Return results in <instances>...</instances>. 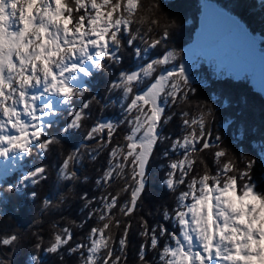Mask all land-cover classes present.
<instances>
[{
  "label": "snow or ice",
  "instance_id": "obj_1",
  "mask_svg": "<svg viewBox=\"0 0 264 264\" xmlns=\"http://www.w3.org/2000/svg\"><path fill=\"white\" fill-rule=\"evenodd\" d=\"M227 18L256 45L238 19ZM169 27L144 0H0V200L8 193L35 201V188L54 175L56 192L42 198L41 213L78 199L79 227L87 229L76 240L72 228L53 221L58 230L47 246L33 233L30 264H43L41 250L62 262L66 254L76 264H128L133 236L136 264H264V191L252 179L254 162L231 157L222 136L213 137L206 102H197L198 115L184 107L197 92L195 63L168 47L144 59L167 45ZM126 54L135 68L122 67ZM98 74L109 78L106 93L89 95ZM116 104L118 121L93 115L94 107L103 113ZM176 116L174 137L165 128ZM158 150L161 183L174 199L145 212ZM33 153L56 162L31 164L13 179L17 162ZM24 238L0 231V249ZM0 264H12L2 251Z\"/></svg>",
  "mask_w": 264,
  "mask_h": 264
},
{
  "label": "trees",
  "instance_id": "obj_2",
  "mask_svg": "<svg viewBox=\"0 0 264 264\" xmlns=\"http://www.w3.org/2000/svg\"><path fill=\"white\" fill-rule=\"evenodd\" d=\"M201 1L144 0L146 8H152L162 23L170 25L169 32L171 34L167 45H162L152 50L144 57L145 61L155 58L158 53L163 52L164 47L175 49L182 58L185 47L191 42L194 33L197 31ZM209 1H212L218 8L227 11L238 19L249 32L254 36H258L257 44L259 48L264 47V44L260 42V37L264 36V4L261 5L256 0ZM260 51L264 50L260 49ZM138 63V61L126 54L122 67L131 69ZM195 72L200 76L197 81L192 80L197 92L193 95L191 104L184 107L194 115H198L197 102H206L208 107L214 110V115L208 117V124L212 130L213 137L216 135L222 136V147L228 149L231 157L241 158L245 163L248 160L254 162L252 179L258 185V190L264 191V180L261 177L262 174L264 175V95L252 87L250 79L246 75L239 78L233 76L221 77L210 72L209 68L204 67L201 63L199 70L192 73ZM108 83L109 78L106 74H98L93 81L92 91L89 95L98 93L103 96L106 93ZM224 101H227V103H224ZM170 111H179V109ZM93 115H101L102 118H107L113 122L122 118L119 104L109 107L103 113H98L94 107ZM179 120L180 117L176 116L174 122L165 128V133L170 132L175 137L180 131ZM122 136L123 131H121L117 140H122ZM205 155L209 160L211 159L210 154L206 153ZM173 158H176V156H173ZM105 160L106 154L101 157L99 162L104 163ZM55 162L56 160L52 157H49L47 161H41L33 153L32 158L27 163L19 162V168L14 170L13 179L15 174L30 167L31 164L47 163L52 165ZM160 162L161 157L158 150L150 166L148 187L143 198L142 207L145 212L152 209L155 213L158 205L173 203V194L166 191L161 183L164 172L157 167ZM85 170L89 174H96L94 166L86 165ZM119 183L117 181V184ZM115 189L116 185H113L110 190ZM32 190L31 188L27 189V191ZM81 190L79 186L76 189L77 192ZM35 191L38 193L35 201L28 199L23 194L8 193H5V198L0 200V231L16 230L25 237L12 250L0 249V251L9 256L12 264H30L28 258L30 254L36 252L33 247L35 238L32 234L40 233L44 237V245L47 246L50 234L58 230L51 227L53 221L59 223L62 227L68 226L72 228L76 240L81 239L84 232L87 231L86 228L82 231L79 227L81 217L79 214L80 201L78 199L70 197L68 206L41 213L42 198L45 195L53 196L56 192L54 175L47 183L38 185ZM71 220H76L77 223L74 225L70 223ZM96 223L95 219L89 222L90 225ZM130 239L132 243L129 245L128 264H136L135 254L138 241L134 236ZM37 254L41 257L43 264H76L75 257H68L66 254H64L65 259L63 262L58 255L47 254L42 250Z\"/></svg>",
  "mask_w": 264,
  "mask_h": 264
},
{
  "label": "rangeland",
  "instance_id": "obj_3",
  "mask_svg": "<svg viewBox=\"0 0 264 264\" xmlns=\"http://www.w3.org/2000/svg\"><path fill=\"white\" fill-rule=\"evenodd\" d=\"M256 1H259L261 5L264 4L262 0ZM255 37L256 45L241 34L235 26L213 47L186 53L184 51L182 60L185 64H196L195 68L189 69L190 75L194 74L193 81H197L200 77L197 73L192 72L198 71L201 63L204 67H208L210 72L221 77L239 78L246 75L249 77L252 87L261 93V89L264 88V55L257 44L258 36ZM261 177L264 180L263 174Z\"/></svg>",
  "mask_w": 264,
  "mask_h": 264
},
{
  "label": "water",
  "instance_id": "obj_4",
  "mask_svg": "<svg viewBox=\"0 0 264 264\" xmlns=\"http://www.w3.org/2000/svg\"><path fill=\"white\" fill-rule=\"evenodd\" d=\"M228 16L234 17L225 10L219 9L213 2L202 0L198 29L186 49L202 50L215 46L221 37L228 34L235 27L231 20L227 18Z\"/></svg>",
  "mask_w": 264,
  "mask_h": 264
},
{
  "label": "flooded vegetation",
  "instance_id": "obj_5",
  "mask_svg": "<svg viewBox=\"0 0 264 264\" xmlns=\"http://www.w3.org/2000/svg\"><path fill=\"white\" fill-rule=\"evenodd\" d=\"M186 47H187V46H186ZM186 47H185V48H186ZM191 51H192V50H187V49H185V53H186V52H191ZM195 73H196V72H195ZM192 76H194V74H193ZM103 119L108 120L107 118H103Z\"/></svg>",
  "mask_w": 264,
  "mask_h": 264
}]
</instances>
